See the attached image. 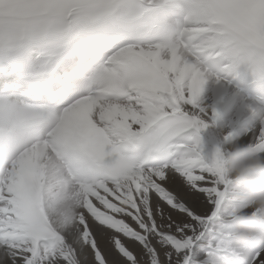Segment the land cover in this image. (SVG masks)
I'll use <instances>...</instances> for the list:
<instances>
[{"label": "snow or ice", "instance_id": "obj_1", "mask_svg": "<svg viewBox=\"0 0 264 264\" xmlns=\"http://www.w3.org/2000/svg\"><path fill=\"white\" fill-rule=\"evenodd\" d=\"M241 65L264 80V0H0V264H264L201 144Z\"/></svg>", "mask_w": 264, "mask_h": 264}, {"label": "clouds", "instance_id": "obj_2", "mask_svg": "<svg viewBox=\"0 0 264 264\" xmlns=\"http://www.w3.org/2000/svg\"><path fill=\"white\" fill-rule=\"evenodd\" d=\"M220 167L230 177L237 201L221 229H226L239 246L264 244V154L249 145L233 143L223 151Z\"/></svg>", "mask_w": 264, "mask_h": 264}, {"label": "bare ground", "instance_id": "obj_3", "mask_svg": "<svg viewBox=\"0 0 264 264\" xmlns=\"http://www.w3.org/2000/svg\"><path fill=\"white\" fill-rule=\"evenodd\" d=\"M201 100L205 105H215L218 111L215 122H210V126L201 133V144L206 153L214 147L224 151L233 143L248 145L251 142L245 129L257 123L252 109L260 110L258 107L223 81L219 84L213 81L207 82ZM229 132L232 136L226 140L225 137Z\"/></svg>", "mask_w": 264, "mask_h": 264}]
</instances>
